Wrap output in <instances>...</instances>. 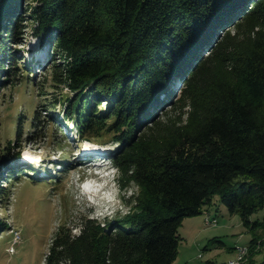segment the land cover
Masks as SVG:
<instances>
[{"label": "trees", "instance_id": "obj_1", "mask_svg": "<svg viewBox=\"0 0 264 264\" xmlns=\"http://www.w3.org/2000/svg\"><path fill=\"white\" fill-rule=\"evenodd\" d=\"M35 1L32 34L56 36L67 61L73 96L62 116L80 137L101 143L103 130L112 133L115 165L141 189L129 213L87 221L77 234L58 230L45 264H172L184 218L214 194L259 228L250 216L264 208V0ZM24 13L21 0H0V87L19 70L11 43ZM186 73L181 124L172 115L186 104L171 98ZM87 95L105 97L104 110ZM162 102L174 107L155 119ZM10 149L0 141V179L16 174Z\"/></svg>", "mask_w": 264, "mask_h": 264}, {"label": "rangeland", "instance_id": "obj_2", "mask_svg": "<svg viewBox=\"0 0 264 264\" xmlns=\"http://www.w3.org/2000/svg\"><path fill=\"white\" fill-rule=\"evenodd\" d=\"M21 3L25 13L20 42L11 43L17 52L19 70L0 87V141L10 145L14 158L8 159V165L16 171L14 177L4 171V179H0V264H45L58 230L77 234L87 221L103 224L129 213L141 189L115 165L118 144L110 132L103 130L99 138L109 152L98 156L102 165L86 166L83 162L89 159H80V143H85L86 137L78 135L72 119L66 121L62 116L65 104L73 96L66 82V58L57 48L56 36L46 42L32 34L36 1ZM230 31L234 32V28ZM186 77L187 73L176 79L171 98L177 101L176 108L186 104L172 115L181 124L189 111L187 102L179 101L182 78ZM86 98L104 110L105 97L96 96L101 100L98 104L94 97ZM162 103L153 118L163 115L162 109L174 107L167 105L169 102ZM15 127L20 130L18 135ZM208 216L215 217V223H207ZM250 218L261 221L255 231L242 223L239 214H230L214 194L202 213L184 218L178 229V254L172 264H229L228 260L234 257L238 264L248 259L261 262L264 208ZM253 235L256 242L248 257V246L242 251L236 247L249 244Z\"/></svg>", "mask_w": 264, "mask_h": 264}, {"label": "bare ground", "instance_id": "obj_3", "mask_svg": "<svg viewBox=\"0 0 264 264\" xmlns=\"http://www.w3.org/2000/svg\"><path fill=\"white\" fill-rule=\"evenodd\" d=\"M89 149H91V148H89ZM81 151H83V150H81ZM89 153H91L92 155H94V154H97V156L95 157V159H93V158H88L89 160L87 161V162H84V163H86L85 165H89V163L92 161V160H95V161H97L98 162V165H102V162H103V160L101 159V158H99L98 156H102V155H107V154H109V152L108 151H106L104 148H97V149H94V150H91V152H89ZM80 154L81 155H84V153H82V152H80ZM89 155V154H88ZM92 165V164H91ZM97 165V164H96ZM93 166H95V165H93ZM101 173V172H100ZM207 219H208V217H206V219H205V221L207 222ZM247 247V246H246ZM245 248V247H244ZM244 248H242V249H244ZM248 250V249H247ZM245 251V250H244ZM244 255H246V252H245V254H243V257H244ZM238 257V256H237ZM241 257V256H240ZM245 258V257H244ZM240 261H241V259H240ZM237 264H238V262H237ZM239 264H241V263H239Z\"/></svg>", "mask_w": 264, "mask_h": 264}, {"label": "built area", "instance_id": "obj_4", "mask_svg": "<svg viewBox=\"0 0 264 264\" xmlns=\"http://www.w3.org/2000/svg\"><path fill=\"white\" fill-rule=\"evenodd\" d=\"M215 221H216V218L215 217H210V216H208V219H207V223H215ZM17 238H18V235L16 234L15 236H14V241H16L17 240ZM13 241V242H14ZM245 246H247V245H240V246H238V247H236L237 248V250H241L242 251V248H244ZM228 263L229 264H237V260H236V257H234V258H231V259H229L228 260Z\"/></svg>", "mask_w": 264, "mask_h": 264}]
</instances>
